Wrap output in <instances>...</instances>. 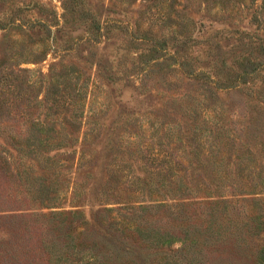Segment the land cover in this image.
Returning <instances> with one entry per match:
<instances>
[{
  "label": "rangeland",
  "instance_id": "obj_1",
  "mask_svg": "<svg viewBox=\"0 0 264 264\" xmlns=\"http://www.w3.org/2000/svg\"><path fill=\"white\" fill-rule=\"evenodd\" d=\"M0 264H264V0H0Z\"/></svg>",
  "mask_w": 264,
  "mask_h": 264
},
{
  "label": "trees",
  "instance_id": "obj_2",
  "mask_svg": "<svg viewBox=\"0 0 264 264\" xmlns=\"http://www.w3.org/2000/svg\"><path fill=\"white\" fill-rule=\"evenodd\" d=\"M11 106L8 104L6 100H1L0 98V116L4 113L10 114L11 113Z\"/></svg>",
  "mask_w": 264,
  "mask_h": 264
}]
</instances>
